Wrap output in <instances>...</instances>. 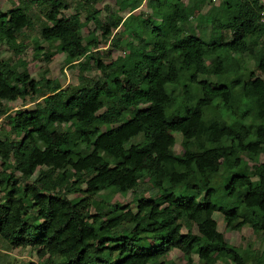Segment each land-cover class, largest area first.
<instances>
[{"label": "trees", "instance_id": "obj_1", "mask_svg": "<svg viewBox=\"0 0 264 264\" xmlns=\"http://www.w3.org/2000/svg\"><path fill=\"white\" fill-rule=\"evenodd\" d=\"M138 1L130 0L129 13ZM192 2L158 3L160 27L130 14L101 24L93 11L85 21L99 27L111 48L119 46L118 31L127 19L135 20L127 32L146 39L137 47L124 42L123 59L104 64L92 55L99 42L79 36L78 6L61 16L67 6L60 0H28L47 8L39 39L55 44L66 65L83 68L81 60H92L103 78L61 88L0 59V102L34 103L33 109L11 112L0 105L7 128L0 130V243L6 249H32L38 259L47 256L42 264H165L170 249L181 253L184 264H192L193 254L200 264H214L215 257L244 264L245 256L224 241L212 214L220 212L226 228L247 225L264 234V80L253 73L231 78L245 70L243 55L264 76V26L258 23L264 6L223 0L226 29L207 32L200 25L194 35L191 14L206 2ZM27 8L0 12V45L15 56L17 37L32 25ZM52 55L44 53L43 61ZM205 55L213 57L210 64ZM175 134L179 154L173 151ZM138 135L140 142L128 144ZM144 177L156 198H138L134 210L113 205L103 211L98 204L90 213L97 193L123 194ZM190 179L200 201L174 195ZM73 193L81 196L69 199ZM218 195L231 205L212 202Z\"/></svg>", "mask_w": 264, "mask_h": 264}, {"label": "rangeland", "instance_id": "obj_2", "mask_svg": "<svg viewBox=\"0 0 264 264\" xmlns=\"http://www.w3.org/2000/svg\"><path fill=\"white\" fill-rule=\"evenodd\" d=\"M67 6L66 10H62L61 16H68L76 12L79 7V19L81 22V29L79 36L85 42L89 38H94L99 42L97 56L92 54L94 57L100 59L104 64L110 61H118L123 59L124 55L127 53V47L124 46V42H130L132 46L137 47L140 44L146 42V39L141 36L140 39L131 36L127 29L131 30L135 27L133 19H127L125 23L121 26L118 33L119 34V46L116 49L108 46L107 43L103 42V38L100 35V29L91 20L85 21V18L90 15L93 11H97V19L101 24L105 23L108 17H113L117 15L119 17L125 18L130 14V18L139 15L142 19H147L155 27H160V18L155 14L156 5L162 3L163 0H141L136 4L137 9L129 13L131 8L130 0H60ZM210 1V2H207ZM182 5H190L194 2L192 0H179ZM206 4L201 6L196 12L191 14V19L189 23V29L194 35H197L200 25H205L206 31L211 27H218L221 25L226 29L227 18L224 15L222 3L223 0H205ZM28 6V15L31 19V27L24 29L20 36L17 37L16 43L19 46L20 52L15 56L11 49L4 44L0 45V59L7 60L10 59L12 62H18L20 65L24 66L29 74V77L35 81L37 80H49L56 81L61 88L67 86H75L82 80H93L102 79L103 76L95 69V64L92 60H81L82 66L78 64L66 65L64 61V55L61 53L54 52L55 44H47L40 40L38 37V29L41 23H44L43 15L47 11L46 6L38 7L36 5H28V0H0V12H5L8 9L15 6ZM78 6V7H77ZM123 6V8H122ZM264 44V41H263ZM136 49V48H135ZM259 49V45L255 47V50ZM44 53H53L49 61L45 62L42 59ZM206 62L210 64L213 61V57L204 56ZM243 64L245 70L239 72L238 74H232L231 78L238 77L239 79H245L249 73H253L254 77H258L264 80V76L260 75L254 68L253 62L247 55H243ZM199 79H205L209 83L214 84L215 80L213 76L202 77ZM192 90L195 87L192 86ZM40 100H38L39 102ZM0 105L9 112L17 109H33L34 103H29L28 101L24 105L20 100L14 102L1 101ZM137 108H140L137 107ZM7 130L5 125L0 122V130ZM175 145L173 151L175 154H179L180 150V138L178 135H174ZM141 141V136L138 135L129 140L128 144H136ZM262 156H259L258 161H261ZM243 161H246L248 166L251 167V163L246 160L244 156H241ZM226 169L222 170V174L217 177V185L223 186V177L226 173ZM38 172H35L33 177H36ZM193 180L190 179L184 182L178 189L174 191L176 196L184 197H194L197 201H200V197L196 196L195 192L191 189ZM165 186V185H164ZM79 189L82 191L84 189L83 184H79ZM244 191H240L236 194L235 200L238 202ZM3 193L0 192V203L2 202ZM81 193L68 194L69 199H75L80 197ZM158 194L151 186L150 182L146 177L138 181L137 185L130 191L123 194L116 193L112 190L101 191L97 193L92 199L93 204L90 206L89 211L91 214L94 213V208L96 205L100 204L103 206V211L109 210L113 205H117L118 208L124 207V209L134 210L135 201L140 198H156ZM215 199L221 200V205H231L229 201L222 202L219 195L214 196ZM212 218L216 223L217 231L222 235L225 242L233 247L237 248L245 259L244 264H264V234L254 233L247 225H243L238 228H233L232 226L226 228L220 212H215L212 214ZM184 232V229L181 230ZM148 244H153V241L149 236L145 237ZM47 256L38 259L35 255V251L29 248H14L6 249L4 244L0 243V264H42L43 260ZM163 261L165 264H184V259L181 253L175 249L168 250ZM192 264H200L193 254L191 255ZM214 264H233L230 261L214 258Z\"/></svg>", "mask_w": 264, "mask_h": 264}, {"label": "built area", "instance_id": "obj_3", "mask_svg": "<svg viewBox=\"0 0 264 264\" xmlns=\"http://www.w3.org/2000/svg\"><path fill=\"white\" fill-rule=\"evenodd\" d=\"M214 1V0H211ZM259 5L264 6V0H257ZM258 23L264 26V8L258 12Z\"/></svg>", "mask_w": 264, "mask_h": 264}]
</instances>
